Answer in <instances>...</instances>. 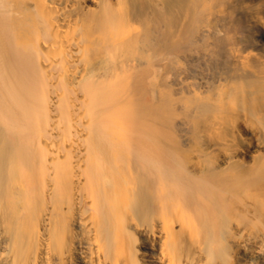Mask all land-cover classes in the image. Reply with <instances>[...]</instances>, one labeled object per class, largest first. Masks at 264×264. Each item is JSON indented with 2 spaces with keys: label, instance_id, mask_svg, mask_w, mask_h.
I'll return each mask as SVG.
<instances>
[{
  "label": "bare ground",
  "instance_id": "obj_1",
  "mask_svg": "<svg viewBox=\"0 0 264 264\" xmlns=\"http://www.w3.org/2000/svg\"><path fill=\"white\" fill-rule=\"evenodd\" d=\"M0 264H264V0H0Z\"/></svg>",
  "mask_w": 264,
  "mask_h": 264
}]
</instances>
